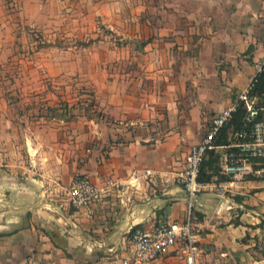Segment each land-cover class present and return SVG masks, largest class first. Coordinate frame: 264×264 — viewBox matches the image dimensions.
I'll return each instance as SVG.
<instances>
[{"label":"crops","instance_id":"0c3cea01","mask_svg":"<svg viewBox=\"0 0 264 264\" xmlns=\"http://www.w3.org/2000/svg\"><path fill=\"white\" fill-rule=\"evenodd\" d=\"M6 40L24 52L16 83L82 77L94 110L63 103L21 129L14 117L31 111L0 98V211L13 214L0 218V264H122L130 228L185 219L177 177L264 54V0H0V54ZM146 169L156 183L89 210L66 202L76 174L102 186ZM191 213L201 264H264V180L198 194ZM149 264H184L181 243Z\"/></svg>","mask_w":264,"mask_h":264},{"label":"built area","instance_id":"2783aa9c","mask_svg":"<svg viewBox=\"0 0 264 264\" xmlns=\"http://www.w3.org/2000/svg\"><path fill=\"white\" fill-rule=\"evenodd\" d=\"M255 72L244 88L212 116L200 140L190 146L177 183L186 194L188 210L183 222L163 219L152 228L129 229L131 248L119 260L122 264H149L167 248L181 243L184 264H201L191 213L198 194L225 195L242 180H264V89L257 83L264 74V54L254 62ZM239 115L238 122L234 121ZM209 153L218 161L219 173L227 180H200L202 164ZM158 181L152 170L132 171L127 180L112 178L100 186L86 174H76L66 190V202L76 209L89 210L103 201L111 190L134 192L142 182Z\"/></svg>","mask_w":264,"mask_h":264},{"label":"rangeland","instance_id":"374dc122","mask_svg":"<svg viewBox=\"0 0 264 264\" xmlns=\"http://www.w3.org/2000/svg\"><path fill=\"white\" fill-rule=\"evenodd\" d=\"M34 38L33 48H39L42 46V42L37 41L38 38ZM18 41H16L17 43ZM7 40L1 47L4 50V54H0V98H3L6 103L8 102V107L16 109L18 111H31L32 116L14 117V120L22 126L25 125V121L37 122L39 120V115H44L48 113L47 108H60L62 104H69L72 113H78L81 110L92 111L94 110V93L90 85L82 83V77H74L73 75L58 76L46 80L41 75H38L36 83L29 86L28 84H18L14 77L18 73V64L16 61L19 58H23L24 53L21 49H16L12 51L11 44H7ZM26 55V54H25ZM24 96L34 97V100L30 102H24ZM22 97V98H20ZM54 102L50 105V102ZM60 102V103H58ZM58 104V105H54ZM60 104V105H59ZM49 106V107H47ZM67 106V105H66ZM33 116H37L34 118ZM2 207H0L1 210ZM12 217V213H6L2 216L0 211L1 221L6 217Z\"/></svg>","mask_w":264,"mask_h":264},{"label":"trees","instance_id":"16d2710c","mask_svg":"<svg viewBox=\"0 0 264 264\" xmlns=\"http://www.w3.org/2000/svg\"><path fill=\"white\" fill-rule=\"evenodd\" d=\"M257 88L264 89V74L261 76L259 82L257 83ZM238 118L239 115H236L234 121L238 122ZM214 177L217 181H224L228 179V177L221 175L219 173L217 158L213 153H209L202 164L199 179L205 181H211ZM1 235H3V233H0V236Z\"/></svg>","mask_w":264,"mask_h":264}]
</instances>
